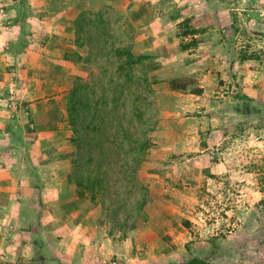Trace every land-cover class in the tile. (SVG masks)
I'll return each instance as SVG.
<instances>
[{"label": "rangeland", "instance_id": "rangeland-1", "mask_svg": "<svg viewBox=\"0 0 264 264\" xmlns=\"http://www.w3.org/2000/svg\"><path fill=\"white\" fill-rule=\"evenodd\" d=\"M64 1L75 0H0V21L11 16L15 23L28 24L31 40L38 38L32 33L41 25L49 27L43 40L50 39L53 24L64 26L66 5L69 16L86 13L80 43L75 21L67 29L71 42L61 53L70 63L63 71L46 67L33 75L34 86L47 90L40 92L45 97L39 102L27 101L35 104L23 120L27 142L31 139L24 179L40 182L53 198L45 206L28 207L31 224L45 222L43 230L36 225L32 231L44 253L38 262L191 264L197 258L196 264H264V0H76L75 7ZM99 11L104 20L96 23ZM190 16L199 18L202 31L183 37L180 22ZM127 46L150 56L132 73L154 81L153 104L150 99L140 104L157 124L150 133L154 145L140 169L148 203L130 231L106 216L109 196L103 197L106 204L100 196L96 204L90 195L78 196L70 182L75 156L63 155L72 127L66 120L50 121L54 103L65 110L67 91L77 77L81 85L98 90L105 72L117 76L126 57L116 49ZM18 66L14 69L21 77ZM172 79L187 89H172ZM116 190L124 191L119 183ZM52 217L68 228L58 227ZM148 229L154 232L150 243L141 240L149 233L140 236ZM44 231L50 232L46 246L40 236ZM11 235L0 238V247L7 242L20 247Z\"/></svg>", "mask_w": 264, "mask_h": 264}, {"label": "trees", "instance_id": "trees-1", "mask_svg": "<svg viewBox=\"0 0 264 264\" xmlns=\"http://www.w3.org/2000/svg\"><path fill=\"white\" fill-rule=\"evenodd\" d=\"M85 14L82 12L74 20L79 35L77 43H80V32L86 25ZM101 14L99 11L98 19L93 21L100 23L104 20L100 18ZM198 20V17L190 16L180 22L183 37H195L201 33L199 24H196ZM192 41L195 40L183 43L182 49H189ZM116 51L120 58L126 57L117 66V76L105 72L98 90L92 89L88 83L81 85V78L77 77L73 87L67 91L65 110L54 103L50 121L66 120L72 127L70 145L66 147L69 150L63 155L75 156L70 182H74L78 196L90 195L94 204L98 203V196L101 197L100 202L106 204L103 197L109 196L106 216L123 230L130 231L137 227V219L148 203V192L140 180V169L154 145L150 133L157 124L145 115L140 101L150 99L153 104L151 84L154 81L148 74L135 76L132 73L134 65L150 59L149 55L136 54L131 46L117 48ZM66 58L71 59L68 55ZM134 84L136 87H132ZM170 84L174 90L187 89V85L180 84L177 79H172ZM200 92L196 90L194 93ZM132 95L136 96L131 98ZM115 183H119L124 191L116 190L114 193ZM260 201L264 204V196ZM199 262L197 258L191 260V264Z\"/></svg>", "mask_w": 264, "mask_h": 264}, {"label": "crops", "instance_id": "crops-1", "mask_svg": "<svg viewBox=\"0 0 264 264\" xmlns=\"http://www.w3.org/2000/svg\"><path fill=\"white\" fill-rule=\"evenodd\" d=\"M63 3H69L74 7L79 5V1L76 0L72 2L64 1ZM106 3H111V0H106ZM68 8L69 5L64 6L62 12L63 18L60 23H63L64 26L59 24L54 28L56 24H53L50 27V39L47 38L48 41L47 39L43 40L44 35L42 34L43 31H49L47 25H41L39 32H33L32 35L38 38L31 40L29 39L31 36L28 34L30 31L27 27L28 24L15 23L10 18L11 16L5 21H0V238L4 234H12L14 239L21 243L19 244L20 247L15 246L17 244L15 242L2 244L0 258H9L12 262L0 261V264H41V262H38L39 257H41L40 254H44L40 251L41 243L38 247L35 245L34 241H38V239H32V235H35L32 231L36 225L40 230H43L45 226L44 219H39L36 224H31L30 215L27 212L30 205L40 204L45 206L53 198L50 199V194L46 190L48 188H44L40 182L24 179L29 174L28 167L25 168L24 163L28 161L30 150L27 149H29L31 139L27 142L26 136L30 133L26 132L27 121L23 120L26 110L35 104V102L29 104L27 101L37 100L36 102H39V98L45 97V94L41 95L40 92L47 90L34 86L33 75L35 72L46 67L63 71L65 63H70L66 58V54L61 53V49L62 52H65L63 46H68L71 42L66 38L71 36L69 31L67 33V29H71V23L77 18L78 13L69 16L66 14ZM11 9L14 10L10 8L8 11H11ZM78 11L80 12V10ZM33 41L34 44H32ZM56 46H60V48ZM16 62L19 63L18 69L22 72L21 77H18V73L14 69ZM78 67H80L79 63ZM13 97L18 102L17 105L10 108L7 104L10 102V98ZM49 98L46 97L45 99L48 100ZM25 151L26 157L24 159L19 158ZM52 216L55 217L57 214ZM53 220L58 221V227H64L63 230L66 227L68 228L65 222L64 225L59 222L60 219L53 218ZM2 230L4 231L2 232ZM147 231L141 233L140 236L149 233L150 238H141V240L146 239L150 243L149 239L153 238L154 232L149 229ZM54 232L57 235L61 234V231L58 230ZM41 234V239L46 246L50 239V232L44 231ZM11 251V256H8L7 253ZM30 252L32 254H28ZM48 260H50V257ZM42 264L48 263L42 262Z\"/></svg>", "mask_w": 264, "mask_h": 264}, {"label": "built area", "instance_id": "built-area-1", "mask_svg": "<svg viewBox=\"0 0 264 264\" xmlns=\"http://www.w3.org/2000/svg\"><path fill=\"white\" fill-rule=\"evenodd\" d=\"M15 101H13L12 100V98H10V102L7 104L8 105V107H10L11 108V106H14L15 104ZM25 114H29V111L28 110H26V113ZM115 263V262H114Z\"/></svg>", "mask_w": 264, "mask_h": 264}]
</instances>
